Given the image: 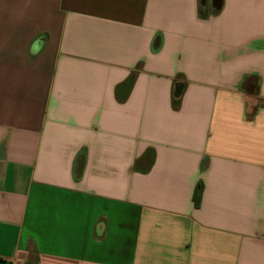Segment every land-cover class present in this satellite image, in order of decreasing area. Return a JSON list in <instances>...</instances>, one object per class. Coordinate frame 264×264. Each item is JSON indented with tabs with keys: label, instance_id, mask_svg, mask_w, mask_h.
<instances>
[{
	"label": "crops",
	"instance_id": "obj_1",
	"mask_svg": "<svg viewBox=\"0 0 264 264\" xmlns=\"http://www.w3.org/2000/svg\"><path fill=\"white\" fill-rule=\"evenodd\" d=\"M0 264H264V0H0Z\"/></svg>",
	"mask_w": 264,
	"mask_h": 264
},
{
	"label": "trees",
	"instance_id": "obj_2",
	"mask_svg": "<svg viewBox=\"0 0 264 264\" xmlns=\"http://www.w3.org/2000/svg\"><path fill=\"white\" fill-rule=\"evenodd\" d=\"M175 103H178V102H175ZM202 192H203V186L202 184H198L195 188L194 195H193L194 205L196 208H198L200 205Z\"/></svg>",
	"mask_w": 264,
	"mask_h": 264
}]
</instances>
